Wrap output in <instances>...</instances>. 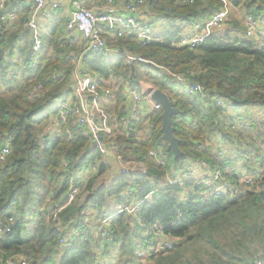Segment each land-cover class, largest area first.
<instances>
[{
    "label": "trees",
    "instance_id": "obj_1",
    "mask_svg": "<svg viewBox=\"0 0 264 264\" xmlns=\"http://www.w3.org/2000/svg\"><path fill=\"white\" fill-rule=\"evenodd\" d=\"M229 1L245 11L264 10V0ZM145 4L162 23L159 39L144 45L135 33L113 42L108 39L107 47L116 51L87 52L83 64L105 80L122 76L142 94L146 83L165 92L179 109L171 120L182 155L174 157L161 138V110L151 118L147 139L136 142L119 136L118 154L136 162L133 165L140 164L142 170L118 173L107 184L87 177L84 201L73 200L58 214L75 230L68 246L61 245L63 234L47 227L37 208L47 197L59 199L81 171L101 159L98 150L89 148L83 128L72 116L60 124L59 132L47 140L42 137L66 90L65 81L57 82V74L70 71L75 47L59 42L63 23L59 17L44 24L38 50H33L31 33L23 27L0 46V82L11 88L18 77L22 79L8 100L0 96V148L8 144L11 149L0 160V219L13 218L0 240V264H7L9 258L47 264L52 256L40 260L43 251L60 253L57 264H105L103 260L110 259L114 250L136 264L146 259L145 264H197L184 259L182 251L186 243L203 236L213 250L201 264H250L256 256L264 259V206L258 205L264 201L263 188L252 185L243 191L206 195V187L197 178L172 183L166 179L167 173L185 172L190 162L200 161L235 185L240 177L253 175L264 165V46L247 38L230 16L222 33H211L194 49L179 47L177 41L187 28L205 22L222 2L157 0L153 6L148 0ZM47 46L51 57H43ZM127 53L138 54L143 61L133 62L131 69ZM181 73L196 80L204 92L187 94L174 77ZM37 82L43 90L31 97ZM107 169L102 164L98 174ZM40 178L46 180L43 201L37 193ZM129 202H135V210L114 215L104 235L83 226L90 216L113 214L117 205ZM240 205L261 216L244 214ZM32 223L35 229L27 233ZM157 235L172 243L173 249L154 251Z\"/></svg>",
    "mask_w": 264,
    "mask_h": 264
},
{
    "label": "built area",
    "instance_id": "obj_2",
    "mask_svg": "<svg viewBox=\"0 0 264 264\" xmlns=\"http://www.w3.org/2000/svg\"><path fill=\"white\" fill-rule=\"evenodd\" d=\"M108 1L119 5L120 16L111 15V9L94 10L88 6L87 0H31L29 6L26 5V0H0V46L8 42L11 33L23 27L31 33L33 50H38L41 45L39 22L49 21L62 9L58 15L63 20L59 42L74 46L75 49L71 52L70 71L57 74V82L65 81L66 90L63 97L56 103L57 114L51 115L44 126L42 137L47 140L59 132L60 124L72 116L74 121L83 128L89 140V148L101 153V159L95 160L84 170L98 171L102 164L106 165V158L113 157L116 161L125 163L119 170V173L124 174L131 170H142V168L140 165L125 161L118 154L119 144L116 139L124 136L140 142L149 137L151 118L161 110L160 104L150 97L155 88L149 87L142 94L122 76H110L105 80L97 73L85 68L83 56L90 51L115 52V48L107 47L108 39L109 42H113L119 36L135 33L137 39L144 45L151 40L159 39L162 33L154 34L146 19L138 15L140 7L148 0ZM196 1L198 0H188V3ZM220 1L222 6L205 22L194 23L187 28L177 41L179 47L194 49L211 33H222L228 24L230 1ZM152 5H157V0H152ZM21 7H25L26 10L22 12ZM242 25L247 38L259 46H264V12L255 13L251 9L246 10ZM16 60L19 61V59ZM125 60L133 64L135 61H143V58L138 54L127 53ZM174 77L187 94L204 92L203 86L193 78L182 73L174 74ZM42 90L43 84L37 82L30 96L37 97ZM10 150L8 144L1 146L0 160L5 158ZM149 155L156 157L154 151H149ZM81 172L59 199L47 197L37 208V215L46 221V226L63 234L60 239L63 246L71 244L75 230L70 223L60 220L58 214L73 200L78 203L81 197L87 194V176L85 173L84 177ZM195 178L206 187V195L223 194L232 190L237 192L239 189L243 191L251 188L252 185L257 190L264 189V165L255 174L240 177L235 185H232L218 169L211 171L200 161L190 162L185 172L179 173L173 170L166 175L169 183ZM78 195L80 196L77 197ZM136 206L135 202L119 204L115 207L113 214L90 216L83 226H87L91 232L101 231V235H104L114 215L134 211ZM12 225L13 218L0 219V240ZM152 249L157 252L171 251L173 244L161 238L156 241ZM7 264H26V261L9 258ZM250 264H264V259L256 256Z\"/></svg>",
    "mask_w": 264,
    "mask_h": 264
},
{
    "label": "rangeland",
    "instance_id": "obj_3",
    "mask_svg": "<svg viewBox=\"0 0 264 264\" xmlns=\"http://www.w3.org/2000/svg\"><path fill=\"white\" fill-rule=\"evenodd\" d=\"M45 24V22H41V26H43ZM238 27H242L240 24H238ZM42 32H45L44 28H41ZM39 32V31H38ZM41 33V32H39ZM32 38V37H31ZM26 42L30 41V35L25 39ZM25 44V42H23V45ZM49 46V45H48ZM47 46L45 53H43V57H51V50L50 48ZM22 82V79L20 77L17 78L16 83H14V85H12L11 88H8L6 86L3 85V83L0 82V96L4 97L5 99H9L10 96H12L13 94H15L17 92V88H18V84H20ZM146 88H149L147 85V83L145 84ZM111 160H113L112 158H108V163L106 164V166L108 167L107 171L105 172L104 176H105V180L103 179V177L100 179L101 183H106V181L108 180V175L110 176L112 174V168L111 165L109 166ZM117 163V164H116ZM116 165L119 167H121L123 164L125 163H121L116 161ZM119 169V168H118ZM113 175V174H112ZM105 181V182H104ZM108 182V181H107ZM42 183V186H41ZM46 183L45 179H39L38 184L36 183V185L38 186L37 188V193H38V197H41V200L43 201L44 197H45V189H44V185ZM192 191V189H191ZM86 195H83L80 199V201L78 202V204L83 202V199H85ZM183 197V196H182ZM83 198V199H82ZM41 201V202H42ZM36 202V201H35ZM40 202V203H41ZM260 207L264 206V201L259 202L258 204ZM244 205H240L238 207V209L243 212L244 214H248V215H252V216H261L260 212H255L253 211V209L251 208H246V210H244ZM35 229V224H30L27 226V233H33ZM222 234V233H220ZM157 240L159 239V236L157 235L155 237ZM151 245V244H149ZM213 250V246L212 244L209 242L208 238L206 236H203L202 238H200L199 240H194L192 242L186 243L184 246V250L182 251L183 254H185L184 259H190L194 262H196L197 264H201L202 260H206L209 256V253ZM200 252V253H199ZM43 253V254H42ZM40 254V260H44L47 259L49 256H52V258L48 261L47 264H57L60 260V253H49L47 251H43ZM113 256L110 259H104L103 263L105 264H136V262H134V260H130L126 262L125 257H120V253L116 250L112 251ZM122 258V259H121ZM121 261V262H119ZM147 262L143 261V263L141 264H145Z\"/></svg>",
    "mask_w": 264,
    "mask_h": 264
},
{
    "label": "crops",
    "instance_id": "obj_4",
    "mask_svg": "<svg viewBox=\"0 0 264 264\" xmlns=\"http://www.w3.org/2000/svg\"><path fill=\"white\" fill-rule=\"evenodd\" d=\"M26 1H27L26 5L29 6V4L31 3V0H26ZM87 4H88L89 7H91L94 10L108 11V9H111V12H110L111 15L116 16V17L121 15V8L119 7V5L116 4V3H111L108 0H87ZM16 7H17V5H16ZM20 10L22 12H24L26 10V8L25 7H21ZM228 10H229L228 18H230V16H231V18H233L237 23H239L241 26H243L242 24H243V16L245 14V10H242L240 6H235V5H231V4H229ZM59 12H57V14L54 17L58 18ZM262 12H264V10ZM262 12H259V13H262ZM255 13H257V12H255ZM138 15H139V17H142V18L146 19L150 23L151 30H152V32L154 34H160V33L164 32L162 27H161L162 23L160 21L156 20L155 12L152 11L151 8L148 7V5L143 4L140 7ZM51 20L52 19H50L49 21H44V22L48 23ZM43 26H41V22H39V29L40 30H41V27L43 28ZM109 158L113 159V160H111V162L109 164V166L114 165V166H111L113 175L112 174L110 176L108 175V180H107L108 182L106 181V184L109 183L119 173V170H120V166L118 167L116 165L117 164L116 160L113 157H109ZM107 160H108V158H106V160H105L106 164L108 163ZM131 163L133 164L134 162H131ZM85 173H86L87 177H96V179H95V183L96 184L101 183L100 179L105 174L104 173L102 175H99L98 171H96V170H92V171L84 170L83 172H81V175H83L85 177ZM104 178H105V176L103 177V179ZM83 201H84V199H83Z\"/></svg>",
    "mask_w": 264,
    "mask_h": 264
},
{
    "label": "water",
    "instance_id": "obj_5",
    "mask_svg": "<svg viewBox=\"0 0 264 264\" xmlns=\"http://www.w3.org/2000/svg\"><path fill=\"white\" fill-rule=\"evenodd\" d=\"M131 69L134 68L133 64H130ZM153 101L157 102L161 106V138L168 142V147L173 153L174 157H179L182 155V151L179 148V140L174 135V126L172 124L171 116L178 113L179 109L174 106L172 100L169 99L167 94L157 88L153 89L150 94ZM182 242V240H179Z\"/></svg>",
    "mask_w": 264,
    "mask_h": 264
}]
</instances>
